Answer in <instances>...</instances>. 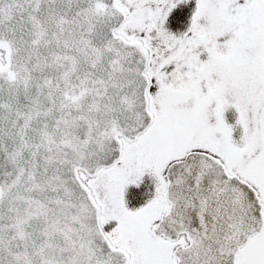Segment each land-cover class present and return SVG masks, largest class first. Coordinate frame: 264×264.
<instances>
[{
	"label": "snow or ice",
	"instance_id": "1",
	"mask_svg": "<svg viewBox=\"0 0 264 264\" xmlns=\"http://www.w3.org/2000/svg\"><path fill=\"white\" fill-rule=\"evenodd\" d=\"M0 264H264V0H0Z\"/></svg>",
	"mask_w": 264,
	"mask_h": 264
}]
</instances>
